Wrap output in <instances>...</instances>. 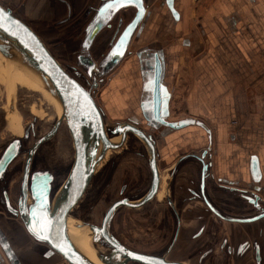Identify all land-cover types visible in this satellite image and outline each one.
I'll return each mask as SVG.
<instances>
[{
	"label": "water",
	"instance_id": "water-1",
	"mask_svg": "<svg viewBox=\"0 0 264 264\" xmlns=\"http://www.w3.org/2000/svg\"><path fill=\"white\" fill-rule=\"evenodd\" d=\"M64 1L70 8L74 5V0ZM174 1L168 0V5L173 11ZM109 2L112 0H89L82 17L70 27L79 32L77 36L78 46L75 49V62L87 78L83 82L77 79L53 54L44 39L30 23L17 16L12 7L4 6L0 2V9L3 10L0 12V52L10 58L11 48H14L23 56L30 67L40 73L43 81L53 87L51 92L62 103L64 110L62 120H66L74 149L73 162L67 176L57 187V192H52L54 185L50 169H40L30 175L28 169L37 148L56 133L59 123L45 135L36 139L29 148L26 145L29 141L32 124L24 129L21 136L11 139L0 154V212L19 221L26 235L36 244L42 245L49 254L57 256L62 264H96L72 242L68 232V218L109 151L122 148L128 132L135 134L147 146L153 182L146 197L136 202L124 201V203L130 207L141 206L152 198L159 186L160 176L156 161V144L152 136L133 124L122 123L113 129V134L121 137L119 142H114V138L109 137L107 133L105 113L95 99V93L105 81L106 76L113 72L129 53L131 41L140 29L149 6L148 0H132L129 3L120 0V6L112 10L105 9L101 13L100 9ZM141 5L143 6L142 14ZM128 9L131 10H129L130 15L132 14L130 17L124 12ZM106 29L113 30V33L105 50L97 55L93 50L94 43ZM138 56L139 70L143 74V80L146 78L143 82V88L144 91L148 92V97L143 101L142 108L146 119L151 124V129L156 131L155 133L159 136L158 131L162 126H167L168 132L199 126L210 140L211 130L202 120L194 117L169 120L167 117L169 114L168 105L172 95V78L170 72L167 71L168 51L153 44L141 49ZM145 72L150 75L147 74L148 77H145ZM78 74L80 77L82 76L79 72ZM76 86H79L87 94L86 98L84 96L79 97L84 108L83 113L78 111L75 102L68 103L66 101V98L75 101L73 94L77 93ZM153 116L157 118L153 119ZM168 132H163L162 135H166ZM210 150L211 143L206 144L201 155L202 162ZM25 152H28L29 155L18 206H14L10 204L9 192H7V184L12 176L9 166L20 154ZM250 170L253 180L260 181L262 171L259 158L255 155L251 157ZM120 203H116L107 211L101 225L84 221L85 226L90 228L94 241L108 251V254H98L97 257L101 263L127 264L129 261L155 263L158 260L162 262V259L145 256L130 249L111 233L110 218ZM33 213L39 219V226H44L45 214L51 218V238H38L30 230V225L36 223ZM42 235L49 236L47 228ZM0 247L2 250L0 264H4L5 261L9 264H22L11 242L1 230Z\"/></svg>",
	"mask_w": 264,
	"mask_h": 264
},
{
	"label": "flooded vegetation",
	"instance_id": "flooded-vegetation-1",
	"mask_svg": "<svg viewBox=\"0 0 264 264\" xmlns=\"http://www.w3.org/2000/svg\"><path fill=\"white\" fill-rule=\"evenodd\" d=\"M150 2L151 5L147 8L146 17L140 29L134 35L130 47L136 38L140 40L142 37L149 38L153 36L151 31L154 26H159L157 30V32H159L160 26H162L165 21L168 23L170 22L173 33L182 34L186 30L185 27L182 26L185 18L183 12L185 4L183 5V2L181 3V1L175 0L174 11L169 7L168 0H150ZM50 4L53 9L52 17L54 18L58 16V4L67 6V14L63 17L64 19L72 18L77 14L75 2L71 8L64 0H50ZM19 10V8L17 11L16 8H13V11L17 13L20 12ZM85 10L86 8L83 10L82 14ZM17 16H19V13ZM157 41L159 40L155 39L153 42L152 40L151 42H146L143 47H139L136 51H130L129 56L135 54L139 64L138 52L147 47V45H155ZM180 44L183 48L191 49L195 47L198 49V52L200 51L196 45L198 41L195 43L194 39H192V35L183 36L180 39ZM122 68H119L117 72L114 70L106 76L103 86L104 92L102 91L100 93L98 92L100 89H98L95 93V99L105 113L109 137L116 138L118 136L113 134V129L122 123L133 124L152 136L156 144V161L160 176L159 186L152 198L141 206L130 207L124 203V201L136 202L146 197L149 194L153 182L149 150L142 140L135 134L128 132L122 149L126 151L125 153H134L147 160L150 178L148 184L144 186L141 181L132 189L127 182L129 177L126 176V183H122L119 187V195L114 198L107 195L108 204L101 214L99 221L85 219V217H83L84 220H74L78 221L79 225L84 224V221L95 225H101L107 211L116 203L123 202L116 206L110 218L111 233L130 249L145 256L162 259V262L159 260L155 261V263L129 261L127 264H264V187L260 185L261 179L260 181H255L251 175L250 180L241 185L227 178L215 177L210 172L211 163L209 162L208 154L205 160L203 162L201 161L204 148L198 153L190 150V141L183 144V146L179 144L180 142L176 141L181 137L188 139L189 133L179 132L185 128L168 132V127L162 126L158 131L160 135L157 136V133H155L156 131L154 132L151 129V124L146 119L142 108L143 101L148 97V92L144 91L143 88V82L146 78L143 80V74H141L138 69L140 77L139 84L135 85V89L130 85L128 92H123L129 85L126 82L124 83V81L121 83L118 79L120 77L124 79L127 73L130 74L129 72L131 70H126L123 73ZM147 70L150 71L148 68ZM145 74V77L150 75L147 72H145ZM115 89L117 91H122L124 101H121V103L112 101L111 99V93ZM137 90L138 95H136ZM106 91H110V94H108L109 96L106 95ZM171 99L168 105L169 114L167 117L169 120H172L170 107ZM9 104L11 103L9 102L8 105ZM128 105L133 109H129ZM136 105L137 109H135ZM64 123L66 122L62 121L56 133L51 138L42 142L37 148L28 169L29 175L40 169H50L53 175L54 185L52 192H57V187L60 186V177L63 175L65 169L63 158L57 151L58 145H60L57 138L61 130L60 128ZM34 127V124L30 126L29 141L26 145L27 148L31 147L36 139L43 136L37 137L34 142L30 143ZM163 132L168 133L162 135ZM202 136H204V138L201 141H206L207 144L211 143L212 146V135L210 140H208L203 130ZM169 144L172 146V148L170 147L171 149L181 145L178 148V156L172 157L170 160L162 157V151H167ZM28 155V152L20 154L9 166L13 178L11 176L8 181L7 192H9L10 204L14 206H18ZM167 164H171L169 168L171 171L170 182L168 184L166 181L167 185L162 189L161 170H163ZM196 164L199 165V168L191 171L189 166H195ZM113 165L112 160L105 164L103 168V180L99 179L96 175L93 176L82 198L71 210V216H69V218H74V216L77 215L79 216L80 212L83 210H86V212L88 209L89 211L95 210L96 202L107 192L110 186L111 177L109 178V168ZM183 170H189L188 174L185 172L187 176L184 174L182 178H177L178 174H181ZM14 173L19 176L15 178ZM133 192L135 193L133 194ZM157 201L160 202L161 208H164L163 212L161 211L158 213L156 211L155 204ZM131 209L138 211L137 214L140 215V217L137 221L142 222V224L146 222L147 225H149L152 231L150 235L151 240L146 238L144 234L137 233L141 238L139 242L133 243L134 241H131L128 239V236H125L128 234V225L125 223V213ZM121 215L125 223L124 232L126 234H123L124 236L119 234L116 228L117 220ZM5 224L11 229L12 232L9 235L11 239L13 237V240L8 238L9 235L7 237L5 234L3 227ZM141 227L139 232H144V226ZM21 228L19 221L9 218L4 213L0 212V230L7 239L10 240L11 244L13 243L12 245H14L13 241H19L20 243L25 240L24 236L20 233ZM149 228L147 227V229ZM0 253L2 254L1 247ZM28 253H31L30 256L36 254L35 256L44 258L45 248L37 243L31 246ZM21 262L22 264H27V262L23 260H21ZM28 264H40V262L31 261Z\"/></svg>",
	"mask_w": 264,
	"mask_h": 264
},
{
	"label": "rangeland",
	"instance_id": "rangeland-1",
	"mask_svg": "<svg viewBox=\"0 0 264 264\" xmlns=\"http://www.w3.org/2000/svg\"><path fill=\"white\" fill-rule=\"evenodd\" d=\"M11 1L12 0H0V2L3 3L4 6L16 8V11L19 8V17L21 16V18L33 25V28L41 35L49 49L62 62V64L67 69H69L70 72L81 82L87 80V78L84 76L85 74L83 73V70L79 66H77V63L75 62V49L78 46L77 36L79 32L76 29L70 28L71 25L76 23V21L79 20L80 17H82V13L77 15L74 19H64L59 18L58 16L54 18L52 17L53 9L51 5L44 7L41 6L40 11H43V13H39V8H33L32 3L35 0H19L20 3H14ZM88 1L89 0L86 1L85 8L87 7ZM74 2H76V0H74ZM148 2L149 5H151L150 0H148ZM189 2H193L191 3V6L188 9L189 11L187 13V16L193 14V17H191L192 24L189 23V26L182 34H176L175 32L173 33L170 22L168 23L167 21H165V23L160 26L159 32H157L159 26H154L151 31L153 36L149 38L142 37L140 40L136 38L132 46L130 47L129 53L133 50L136 51L141 46L143 47L146 42H151V40L153 42V40L158 39L159 41H157L155 45L161 48H165L166 51H168L169 55L167 71L170 72L172 78V99L170 103L171 119L176 120L184 117H194L199 120L206 121L200 116L191 115L187 103V94L190 88V86H187V84H190V73H192L190 69H192L194 62L196 61L197 57L200 56V53L195 47H192L191 49L181 47L180 39L183 36L192 35V39H194L195 43L198 41V44L196 45L199 49L205 44V40L201 35H199L197 26L200 22V20L198 21V19L201 16L199 8L200 5L197 1L195 2V0H185L186 6ZM37 10L39 11L38 13H36ZM129 10L130 9L124 11L126 13L125 15H128V17L132 16V14L130 15L131 10ZM16 11H14L15 14L17 13ZM35 16L39 19L33 20L32 17ZM112 33L113 30L106 29L97 37L93 46V50L97 55L105 50L106 44L110 40ZM129 53L114 70L115 72H117L119 71V68H122L124 65L125 66L122 68L123 73L126 70H131L129 72L130 74L127 73L128 78H130L127 83L129 87L131 85L132 88L135 89V85L139 84L140 82L138 73L139 64L137 57H135V54L129 56ZM5 61H8V67L5 72L0 73V154L3 151V148L12 138L21 136L24 132V129L31 124H34L35 127L31 135L30 143L34 142L37 137L44 135L51 128L53 123L57 120L58 114L60 112L58 100L45 88V86L48 84H46L43 79L30 77L20 68L19 64L16 62L13 56L8 58L0 52V63H3ZM183 69L188 71V74H185L187 76L185 79L182 77V75L184 74ZM78 72L82 75L81 77ZM121 78L122 77L119 78V81L122 83L125 77L124 79ZM125 82L126 81H124V83ZM103 86L104 82L100 86V90H98V92H104ZM128 90L129 89L126 88V90L124 89L123 92H128ZM108 94H110V91L106 92L107 96H109ZM136 95H138V90ZM111 99L112 101L119 100V103H121V101H124L122 91H117L116 89L113 90L111 93ZM9 102L11 104L8 105ZM128 108L131 110L133 109L132 107H129V105ZM135 109H137V105ZM60 129L61 130L57 138L60 145H58L59 147L57 148V151L63 158L65 169L63 175L60 177L59 184H61L67 176L74 158L73 143L67 128V124L64 123ZM188 131L191 132L189 133L188 139L181 137L176 141L180 142L179 144H181L182 146L186 142L190 141V150L199 153L207 144L206 141H201L205 136H202L203 130L199 126H192L190 129H188ZM118 139L119 137H116L113 139V141H117ZM181 145L175 146L173 149H171L172 146H170L169 144L168 150L162 151V157L165 159L168 158L170 160L172 157L178 156V148ZM125 152L126 151L122 148L109 151L106 158L98 167L95 175L98 176L99 179L103 180V168L105 167V164L111 160L113 161L114 165L110 166L109 168V178L111 177L110 186L108 187L107 192L101 196L98 202H96L94 211L91 210V212L88 209V211L86 212V210H83L82 212H80L79 216L77 215L74 216V218L72 217L68 219V225L72 228V231V226L75 222L74 219L84 220L83 217H85V219H92L94 221L100 220L101 214L104 212V209L108 204L107 195L113 198L118 196L119 187L122 185V183H126V176L129 177L127 182L132 187V189L141 181L143 182L144 186L148 184L150 178L148 173L147 160L134 153L129 154ZM170 167L171 164H167L165 168L161 170L162 189L166 187V181L168 182V184L170 182ZM196 168H199V165L196 164L195 166H189V169H191V171H194V169ZM185 172L188 174L189 170H183L181 174H178L177 178H182L183 175L186 174ZM18 176V174L14 173L15 178H17ZM134 193L135 192H133V194ZM155 206L158 213L164 211V208H161L159 201L156 202ZM137 213L138 211H136L135 209H131L125 213V223L126 225H128V234L124 232L125 223L123 221L122 215L118 218L116 224L118 233L121 235L126 234L125 236H128V239H130L131 241H134L133 243L139 242L141 238L137 233L144 234L146 238H149V240H151L150 235L152 234V231L150 230L149 225H147L146 222H143L142 224V222L137 221L140 217V215H138ZM141 226H144V232H139L140 228H142ZM4 227H7V225L5 224ZM147 227L149 229H147ZM22 232L23 236H25V243H30V239L26 235L24 230ZM76 236L84 237L80 233H76ZM28 255L30 256L31 253H28ZM32 257L34 256L32 255Z\"/></svg>",
	"mask_w": 264,
	"mask_h": 264
},
{
	"label": "crops",
	"instance_id": "crops-1",
	"mask_svg": "<svg viewBox=\"0 0 264 264\" xmlns=\"http://www.w3.org/2000/svg\"><path fill=\"white\" fill-rule=\"evenodd\" d=\"M179 1L185 4V0ZM196 1L201 12L197 26L205 44L200 48L193 71L190 69L187 103L190 114L204 118L207 122L202 121L211 130L210 172L243 185L251 178L250 160L255 155L262 171L260 185L264 187V0ZM49 2L35 0L32 4L40 11L41 6L51 5ZM191 3L183 9L185 29L192 24L193 14L187 16ZM183 71L185 79L188 71ZM129 79L126 76L124 81L127 83ZM190 128L179 132L191 133ZM4 232L8 237L12 231L7 226ZM29 239L28 244L13 241L21 260L62 264L48 250L44 258L36 254L29 256L31 246L36 244Z\"/></svg>",
	"mask_w": 264,
	"mask_h": 264
},
{
	"label": "bare ground",
	"instance_id": "bare-ground-1",
	"mask_svg": "<svg viewBox=\"0 0 264 264\" xmlns=\"http://www.w3.org/2000/svg\"><path fill=\"white\" fill-rule=\"evenodd\" d=\"M11 56L14 57L16 62L19 64L20 68L27 75H29L32 78L42 79V76L40 75V73L37 72L34 68L30 67L25 62L23 56L20 55L19 52L17 50H15L14 48H11ZM7 67H8V61L0 63V73L1 72H5ZM43 86H45V85H43ZM45 88L53 95V93L51 92L53 87H50L49 85H46ZM53 96H55V95H53ZM55 98L59 102L60 112L58 114L57 121L55 122L53 127L55 125H57L58 123L60 124L63 120H65V119L62 120V116L64 114L62 103L59 101V99L56 96H55ZM53 127L51 129H53ZM120 139H121V137H119V139L117 141H114V142H119ZM72 227H73V231H72V228L68 225V232H69V236H70L72 242L74 243V245L82 253H84L89 259L94 261L96 264H103V263H101V261L99 260V258L97 256H98V254H102V253H107L108 254V251H105L106 249L104 247L100 246L99 244H97L94 241V237H93V234H92L90 228L88 226H85V224L79 225L78 221H75L74 225ZM76 233H80L84 237H79V236L77 237ZM109 264H115V263H109Z\"/></svg>",
	"mask_w": 264,
	"mask_h": 264
},
{
	"label": "snow or ice",
	"instance_id": "snow-or-ice-1",
	"mask_svg": "<svg viewBox=\"0 0 264 264\" xmlns=\"http://www.w3.org/2000/svg\"><path fill=\"white\" fill-rule=\"evenodd\" d=\"M129 2H132V0H124V3H129ZM118 6H120V0H112V2L106 3L104 5V7L100 9V11H101V13H103L105 11V9L112 10V9L117 8ZM2 11L3 10L0 9V12H2ZM142 13H143V6L141 5V14ZM76 88H77V93L73 94L74 97H75V101L68 100V98H66V101L68 103L75 102L77 104L78 111L83 113L84 112V108H83V105L79 101V97L80 96H84L86 98L87 94L84 92L83 89L79 88V86H76ZM152 118L156 119L157 117L153 116ZM33 217L36 220V223L30 225V230L33 231V233L36 234L38 238H43V239L51 238L50 237L51 225H52L51 218L47 217L46 214H45L44 226H39V219L36 218V214L35 213H33ZM45 228H47V230L49 231V236H43L42 235V233L45 231Z\"/></svg>",
	"mask_w": 264,
	"mask_h": 264
},
{
	"label": "trees",
	"instance_id": "trees-1",
	"mask_svg": "<svg viewBox=\"0 0 264 264\" xmlns=\"http://www.w3.org/2000/svg\"><path fill=\"white\" fill-rule=\"evenodd\" d=\"M87 0H76L75 2V8L77 14L72 17L71 19H74L77 15L81 14L83 10L85 9ZM57 13L59 18H63L67 14V6L64 4H58L57 5ZM66 24V23H65Z\"/></svg>",
	"mask_w": 264,
	"mask_h": 264
}]
</instances>
